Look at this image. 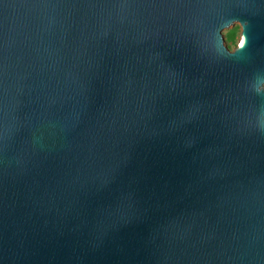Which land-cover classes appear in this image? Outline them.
Wrapping results in <instances>:
<instances>
[{"label": "water", "instance_id": "1", "mask_svg": "<svg viewBox=\"0 0 264 264\" xmlns=\"http://www.w3.org/2000/svg\"><path fill=\"white\" fill-rule=\"evenodd\" d=\"M0 264H264V0H0Z\"/></svg>", "mask_w": 264, "mask_h": 264}, {"label": "clouds", "instance_id": "2", "mask_svg": "<svg viewBox=\"0 0 264 264\" xmlns=\"http://www.w3.org/2000/svg\"><path fill=\"white\" fill-rule=\"evenodd\" d=\"M234 28L237 35L239 36V40L238 43L228 50V55H235L237 51L243 50L247 43L246 36L244 35V25L238 22L235 24Z\"/></svg>", "mask_w": 264, "mask_h": 264}]
</instances>
